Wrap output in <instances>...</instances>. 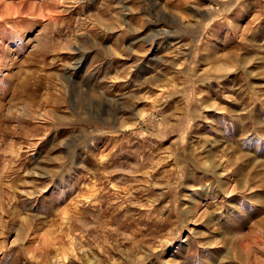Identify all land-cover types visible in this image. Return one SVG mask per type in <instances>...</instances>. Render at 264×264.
Segmentation results:
<instances>
[{
    "label": "rangeland",
    "instance_id": "1",
    "mask_svg": "<svg viewBox=\"0 0 264 264\" xmlns=\"http://www.w3.org/2000/svg\"><path fill=\"white\" fill-rule=\"evenodd\" d=\"M0 264H264V0H0Z\"/></svg>",
    "mask_w": 264,
    "mask_h": 264
}]
</instances>
